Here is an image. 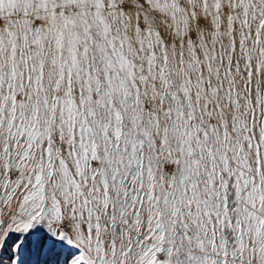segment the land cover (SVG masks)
<instances>
[{
    "label": "snow or ice",
    "instance_id": "snow-or-ice-1",
    "mask_svg": "<svg viewBox=\"0 0 264 264\" xmlns=\"http://www.w3.org/2000/svg\"><path fill=\"white\" fill-rule=\"evenodd\" d=\"M0 264H264V0H0Z\"/></svg>",
    "mask_w": 264,
    "mask_h": 264
}]
</instances>
